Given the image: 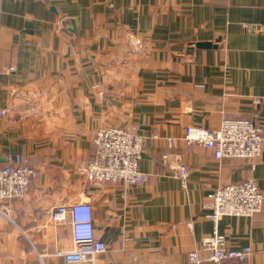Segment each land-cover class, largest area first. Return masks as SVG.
<instances>
[{
    "label": "crops",
    "instance_id": "0c3cea01",
    "mask_svg": "<svg viewBox=\"0 0 264 264\" xmlns=\"http://www.w3.org/2000/svg\"><path fill=\"white\" fill-rule=\"evenodd\" d=\"M0 108V166L22 156L38 171L26 195L0 202V264H64L71 225L50 209L84 199L102 259L187 264L214 229L209 194L247 179L264 192V141L253 167L185 140L187 126L224 118L264 125V0H0ZM132 124L149 182L88 185L95 131ZM218 227L264 264V205Z\"/></svg>",
    "mask_w": 264,
    "mask_h": 264
},
{
    "label": "built area",
    "instance_id": "2783aa9c",
    "mask_svg": "<svg viewBox=\"0 0 264 264\" xmlns=\"http://www.w3.org/2000/svg\"><path fill=\"white\" fill-rule=\"evenodd\" d=\"M7 114L8 109L0 108V118ZM185 140L203 144L218 159L253 160L254 167L263 151L264 125L254 119L224 118L215 129L187 126ZM93 144V157L82 168L88 185L119 183L132 187L149 182L150 174L140 168L145 139L137 125L100 127L95 131ZM169 145L174 146L175 141L169 140ZM37 175L38 171L27 158H6L0 166V202L26 195ZM188 175V167L179 164L178 177L184 187ZM209 197L214 229L198 248L188 253L187 264H247L254 252L252 246L230 245L227 236L219 231L218 221L224 215L253 216L260 212L264 192L256 180L247 179L220 185ZM50 216L56 223L71 225L73 247L57 253L64 264H115L101 258L107 245L96 235L94 208L89 199L55 205L50 209Z\"/></svg>",
    "mask_w": 264,
    "mask_h": 264
},
{
    "label": "water",
    "instance_id": "95a60500",
    "mask_svg": "<svg viewBox=\"0 0 264 264\" xmlns=\"http://www.w3.org/2000/svg\"><path fill=\"white\" fill-rule=\"evenodd\" d=\"M212 43L210 41H201L197 43L198 47L205 48V47H210Z\"/></svg>",
    "mask_w": 264,
    "mask_h": 264
}]
</instances>
